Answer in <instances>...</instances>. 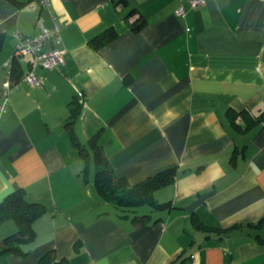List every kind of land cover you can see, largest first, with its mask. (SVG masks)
Returning a JSON list of instances; mask_svg holds the SVG:
<instances>
[{"label": "crops", "instance_id": "crops-1", "mask_svg": "<svg viewBox=\"0 0 264 264\" xmlns=\"http://www.w3.org/2000/svg\"><path fill=\"white\" fill-rule=\"evenodd\" d=\"M28 1L0 0V103L16 30L34 35L55 16L51 45L64 54L35 68L40 86L20 80L0 110V200L22 188L45 206L26 253L0 264H36L50 250L71 264H264L254 237L264 227L247 225L264 217V123L246 126L242 112L264 111V0ZM108 30L115 37L93 48ZM92 142L129 184L174 167L153 193L168 207L103 200ZM16 229L2 221L0 240Z\"/></svg>", "mask_w": 264, "mask_h": 264}, {"label": "trees", "instance_id": "trees-1", "mask_svg": "<svg viewBox=\"0 0 264 264\" xmlns=\"http://www.w3.org/2000/svg\"><path fill=\"white\" fill-rule=\"evenodd\" d=\"M144 20H139L132 24V29L137 30L143 25ZM115 37V32L108 30L90 41L93 48H98L108 43ZM4 33L0 32V49L2 48ZM21 66L15 62L11 68V80L18 81L22 76ZM71 117L78 114L80 105L75 99L70 105ZM243 119L246 126L262 122L264 123V111L257 115H252L244 110ZM234 122V119H233ZM92 149L95 160L93 183L98 195L105 201H108L122 210H129L140 205H148L153 208L163 209L168 207L169 202H158L154 198V191L160 187L173 182L175 177V168H166L155 173L146 179L135 184H129L127 179L117 176L112 167L109 165L106 156L103 154L101 147L92 142ZM45 211L42 203L29 201L26 199L25 192L22 188L8 192L0 200V223L6 219H12L16 224V231L0 240V254L16 253L24 255L26 252L22 246L32 241L35 237L33 222ZM149 215L134 216L133 220L136 225L145 223ZM252 229L264 227V217L258 222L247 224ZM240 226V225H238ZM229 228L225 229L228 230ZM254 237L261 243H264V237L258 232ZM36 264H71L66 258L56 259L54 251L50 250L44 253Z\"/></svg>", "mask_w": 264, "mask_h": 264}, {"label": "built area", "instance_id": "built-area-1", "mask_svg": "<svg viewBox=\"0 0 264 264\" xmlns=\"http://www.w3.org/2000/svg\"><path fill=\"white\" fill-rule=\"evenodd\" d=\"M206 0H190V6L196 7L205 4ZM50 0H29L26 3L28 9H37L39 7H48ZM176 15L183 16L184 10L179 6L176 10ZM53 27L42 28L34 35H25L16 30L13 33L15 38L14 50L11 57L3 63V67L8 70L9 78L4 84L3 100L0 103V110H4L8 102V96L11 89L23 80L31 86H40L41 79L35 73V68L41 67L51 69L63 61L64 50L51 45V42L60 43L58 30L60 23L55 16H52ZM14 62H17L22 68V76L18 81L11 80V68ZM76 97L82 98L83 92L76 90Z\"/></svg>", "mask_w": 264, "mask_h": 264}]
</instances>
